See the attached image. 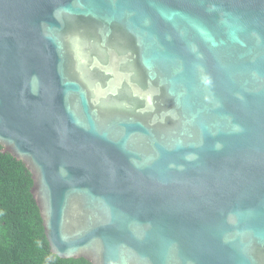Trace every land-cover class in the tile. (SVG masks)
<instances>
[{
	"label": "water",
	"instance_id": "water-1",
	"mask_svg": "<svg viewBox=\"0 0 264 264\" xmlns=\"http://www.w3.org/2000/svg\"><path fill=\"white\" fill-rule=\"evenodd\" d=\"M0 146L61 258L264 264V0H0Z\"/></svg>",
	"mask_w": 264,
	"mask_h": 264
},
{
	"label": "trees",
	"instance_id": "trees-1",
	"mask_svg": "<svg viewBox=\"0 0 264 264\" xmlns=\"http://www.w3.org/2000/svg\"><path fill=\"white\" fill-rule=\"evenodd\" d=\"M31 185L24 164L0 146V264H91L50 251Z\"/></svg>",
	"mask_w": 264,
	"mask_h": 264
}]
</instances>
